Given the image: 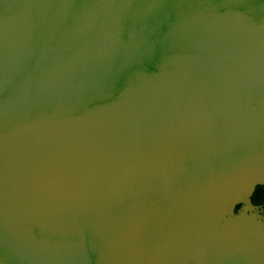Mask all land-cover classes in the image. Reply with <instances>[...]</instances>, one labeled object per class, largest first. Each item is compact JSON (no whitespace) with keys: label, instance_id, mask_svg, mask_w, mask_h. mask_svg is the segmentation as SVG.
<instances>
[{"label":"water","instance_id":"obj_1","mask_svg":"<svg viewBox=\"0 0 264 264\" xmlns=\"http://www.w3.org/2000/svg\"><path fill=\"white\" fill-rule=\"evenodd\" d=\"M47 179L66 204L19 200ZM36 240L43 264H264V0H0V264Z\"/></svg>","mask_w":264,"mask_h":264},{"label":"flooded vegetation","instance_id":"obj_2","mask_svg":"<svg viewBox=\"0 0 264 264\" xmlns=\"http://www.w3.org/2000/svg\"><path fill=\"white\" fill-rule=\"evenodd\" d=\"M37 151H39V150H37ZM35 149L33 150V152L34 153H36L37 152ZM15 166V165H14ZM7 167V166H6ZM5 166H2V170H4L5 168H6ZM16 167V166H15ZM16 169L17 170H19V171H23V169L25 170V171H27L26 170V167L25 166H23V165H21V166H17L16 167ZM49 169V167H43V170L41 171V172H46L47 170ZM24 172V171H23ZM43 172V173H44ZM36 173H39L38 172V170L36 171ZM36 173H35V175H36ZM32 177H34V176H32ZM36 179V178H35ZM61 179V178H60ZM48 180V185H43V186H41V185H39L38 184V182H36L35 181V183H34V185H35V187L36 188H38V190H42V192L43 193H51V195L50 196H48V197H41V198H39V197H33V198H26V197H20V199L19 200H22L23 201V204L25 203V204H33L34 202H38V203H40V204H45V205H43V207H45V206H47V205H51V204H54V206H55V204H66V202L64 201V197L62 196V199L63 200H61V195H60V197L58 198V199H56V197H55V195H54V193L52 194V192H54V191H52V187H53V185H55V182L57 181L56 179H47ZM45 181V180H44ZM43 182V181H42ZM38 184V185H37ZM56 184H59L63 189H65L66 190V188H69V186L70 185H68V182H65V181H59V182H56ZM32 186H33V182H32V184H31ZM59 190H60V192L61 193H63V191L64 190H62L61 188H59ZM37 194V193H36ZM42 194V193H41ZM25 201V202H24ZM74 202H75V200H74ZM116 204V203H115ZM117 205V204H116ZM32 206V205H31ZM29 206H22L21 204H19V206H18V208L20 209V213H22V215L21 216H23V215H26V216H32V217H36V218H38V216L39 215H44V213H41V214H37V213H30L28 210H27V208H28ZM46 214V213H45ZM46 215H49L47 218H50V217H55V216H57V215H54V214H46ZM81 220H83L82 218H81ZM14 235L15 236H17L21 241H23V240H25V239H27L26 237H30L31 235H35V236H40L41 234H40V231L38 230V231H26L25 229L24 230H22L21 232H17L16 234L14 233ZM25 237V238H24ZM24 238V239H23ZM37 240L35 241V242H33L32 244H22L20 247L24 250V251H29V252H33L34 251V253L36 254V255H33V259H30L31 258V253H29V254H27V257H28V260L27 261H23V262H21V264H43V261H42V259H40L41 257L42 258H44V255L46 254V253H48V255L49 254H53V253H56V251L55 252H52V250L53 249H58V247H56L55 245H48V246H41V245H37ZM36 247V248H35ZM63 247H65V250L67 251V252H71V246H69V245H64ZM62 247V248H63ZM69 250V251H68ZM79 250V249H78ZM89 250V246H87V245H83L82 246V249H81V253L82 252H87ZM27 257L25 256V258L27 259ZM52 264H53V261L51 262ZM54 264H73V263H71V262H66V261H63V262H61V260H59V261H55V263ZM112 264H117V263H112Z\"/></svg>","mask_w":264,"mask_h":264}]
</instances>
